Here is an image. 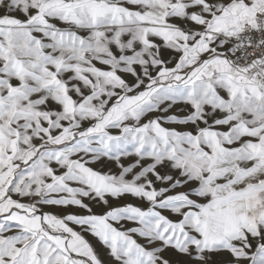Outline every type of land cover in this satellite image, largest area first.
Instances as JSON below:
<instances>
[{
  "label": "snow or ice",
  "instance_id": "snow-or-ice-1",
  "mask_svg": "<svg viewBox=\"0 0 264 264\" xmlns=\"http://www.w3.org/2000/svg\"><path fill=\"white\" fill-rule=\"evenodd\" d=\"M0 264H264V0H0Z\"/></svg>",
  "mask_w": 264,
  "mask_h": 264
}]
</instances>
